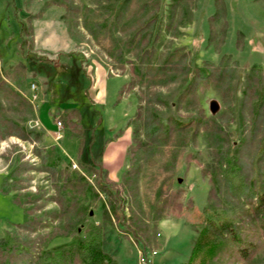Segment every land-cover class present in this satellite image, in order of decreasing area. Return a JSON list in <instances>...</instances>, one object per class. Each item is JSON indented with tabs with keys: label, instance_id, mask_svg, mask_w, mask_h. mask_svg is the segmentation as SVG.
I'll list each match as a JSON object with an SVG mask.
<instances>
[{
	"label": "rangeland",
	"instance_id": "374dc122",
	"mask_svg": "<svg viewBox=\"0 0 264 264\" xmlns=\"http://www.w3.org/2000/svg\"><path fill=\"white\" fill-rule=\"evenodd\" d=\"M51 1L0 0V106L5 120L29 133L26 140L8 134L15 128L0 133V236L9 231L57 250L81 241L88 223H99L102 248L117 264H140V255L152 252L147 264L187 262L211 188L215 146L236 152L250 128L255 93L264 88V0H58L66 8ZM210 62L220 66L219 81L184 95V69ZM18 63L24 69H15ZM164 63L167 76L155 74ZM138 65L150 77L134 74ZM71 113L76 127L67 120ZM152 114L162 122L215 120L218 141L199 126L173 135L159 152L144 151L138 143ZM57 122L61 140L53 134ZM80 141L86 164H95L105 145L102 166L118 202L104 193L77 195L87 215L70 227L53 199L66 177L94 184L77 166ZM252 149L241 154L245 164ZM132 163L139 171L133 195L121 181ZM121 216L124 224H116ZM26 220L38 230L22 228ZM236 264H264V243L251 262Z\"/></svg>",
	"mask_w": 264,
	"mask_h": 264
},
{
	"label": "trees",
	"instance_id": "16d2710c",
	"mask_svg": "<svg viewBox=\"0 0 264 264\" xmlns=\"http://www.w3.org/2000/svg\"><path fill=\"white\" fill-rule=\"evenodd\" d=\"M52 4L66 8L58 0L51 1L50 5ZM79 61L83 74H86L84 61ZM46 63L56 66L54 61H46ZM19 68L24 69L21 63L15 66V69ZM147 70L148 68L138 65L133 72L143 79L150 77L151 73ZM169 70L168 64L164 63L155 69V74L167 76ZM221 75L219 64L212 62L195 70L184 69L186 84L183 94L195 90L200 84L208 85L211 81H219L218 78H221ZM123 88L122 86L119 89L118 94H121ZM118 99L119 97H116L115 103H118ZM250 108L248 122L250 128L242 135L236 152L234 154L228 151L219 152L221 149L217 145L216 148L214 147L217 159L215 165L210 168L211 188L207 194L206 205L196 219L200 232L187 262L182 264L251 262L264 243V88L255 93V101ZM66 117L70 126L76 127L71 123L76 118L75 113L68 114ZM215 124V120L205 122L201 120V117L196 119L174 117L162 122L158 116L152 114L145 121L146 140L138 144L144 151L159 152L173 135L186 131L188 128L198 130L199 126L206 129L209 138L216 144L218 136L215 133H219L220 129L214 130ZM6 128L10 130L15 128V131L8 132L9 135H18L25 140L28 138L29 133H26L23 127L3 118V109L0 106V133H4ZM108 141L109 139L106 143ZM104 146V144L101 146L95 164H86L80 159V148L83 147V141H80L77 166L84 171V174L89 172L94 177V184L83 181L80 175L75 178L66 177L58 189L57 197L53 199L60 208L61 216L71 222L70 227L85 221L87 215L85 207L76 206L77 195L88 191L95 195L104 193L118 202L117 189L103 170ZM252 147L251 162L245 164L241 154L245 149ZM133 163L121 175L124 188L132 195L138 191L139 172L138 166ZM6 182L7 180H4L2 183L1 192L7 194L8 191L3 189ZM160 192L167 191L161 188ZM159 210L164 211L165 205ZM104 216L110 220L106 214ZM134 217L132 216V219ZM115 219L116 224H124L122 216ZM19 225L22 228H28H25L27 232L38 230L36 227L30 228L31 223L27 220ZM141 229L138 230L144 234ZM102 244V226L99 223H88L81 241L57 250L44 249L34 239H25L4 231L0 236V264H16L17 262V264H117L109 254L104 252Z\"/></svg>",
	"mask_w": 264,
	"mask_h": 264
},
{
	"label": "built area",
	"instance_id": "2783aa9c",
	"mask_svg": "<svg viewBox=\"0 0 264 264\" xmlns=\"http://www.w3.org/2000/svg\"><path fill=\"white\" fill-rule=\"evenodd\" d=\"M32 89H35V85H32ZM53 128H54L53 134L55 136V139L56 140L63 139V133L61 131V122H57ZM74 167H76V165H74ZM155 254H156L155 252H152V255L151 256L147 255V257L146 256L141 257L142 255H140V258H139L140 264H147L149 262L150 257H152Z\"/></svg>",
	"mask_w": 264,
	"mask_h": 264
},
{
	"label": "crops",
	"instance_id": "0c3cea01",
	"mask_svg": "<svg viewBox=\"0 0 264 264\" xmlns=\"http://www.w3.org/2000/svg\"><path fill=\"white\" fill-rule=\"evenodd\" d=\"M102 75V74H101ZM111 80H113V79H111ZM124 82H125V80H124V78L120 81V82H117V84L115 85V88H114V95H116V94H118V91H119V89L122 87V84H124ZM108 82L107 81H105V84H104V86H106V84H107ZM102 85L100 84H98V80H96L95 82H94V88H102L101 87ZM104 90H105V87H104ZM114 149V150H113ZM110 150H112V152L110 153V154H115V155H118V151H117V149L116 148H111ZM104 155H105V153H104Z\"/></svg>",
	"mask_w": 264,
	"mask_h": 264
}]
</instances>
